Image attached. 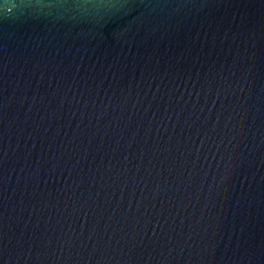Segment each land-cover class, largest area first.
I'll return each mask as SVG.
<instances>
[{"label": "water", "instance_id": "1", "mask_svg": "<svg viewBox=\"0 0 264 264\" xmlns=\"http://www.w3.org/2000/svg\"><path fill=\"white\" fill-rule=\"evenodd\" d=\"M0 264H264V0H0Z\"/></svg>", "mask_w": 264, "mask_h": 264}]
</instances>
